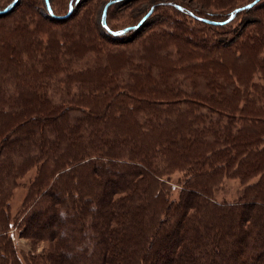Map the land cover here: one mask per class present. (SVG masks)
<instances>
[{"label": "trees", "instance_id": "1", "mask_svg": "<svg viewBox=\"0 0 264 264\" xmlns=\"http://www.w3.org/2000/svg\"><path fill=\"white\" fill-rule=\"evenodd\" d=\"M77 1L68 0L61 13L52 0L42 4L52 24L65 29ZM118 1L99 11L100 27L113 37L135 31L154 9L113 28L108 7ZM256 1L221 19L170 3L220 27ZM16 2L0 0V16ZM77 27L86 38L80 34L72 50L65 49L76 32L71 27L66 38L47 29L43 51L25 25L0 28V264H264V213L250 209L264 200V182L230 202L210 193L229 179L246 185L264 172V87L248 85L254 69L264 79V30L261 38L246 35L252 43L245 47H197L198 57L179 39L177 59L163 30L139 52L107 48L93 29ZM90 57L99 62L78 65ZM59 75L61 90L47 83ZM29 171L27 212L11 222L9 198ZM173 171L185 172L178 198L157 181ZM15 222L30 244L49 247L21 258L8 233Z\"/></svg>", "mask_w": 264, "mask_h": 264}, {"label": "rangeland", "instance_id": "2", "mask_svg": "<svg viewBox=\"0 0 264 264\" xmlns=\"http://www.w3.org/2000/svg\"><path fill=\"white\" fill-rule=\"evenodd\" d=\"M1 1L3 4L7 0ZM105 1L108 0H78L77 3L75 2L76 5L74 7V12L70 14V16L65 20V29H63L64 26L62 25L58 26L52 24L53 21L50 20L44 11L42 0H17L10 13L0 16V28L18 31L19 29L17 28L25 25L27 29L33 31V39L40 43L39 48H42V51L47 45L48 32L46 33V31L50 28L56 29L57 32L64 38H66V35L69 34L67 32L69 28L72 27V29H75L76 32H72V34L75 35H73L72 39L70 40L72 44L70 45V43L66 42L67 39L65 40L66 50L73 49L72 47L75 45L74 42L78 40L80 34L83 38H86L81 33V30L77 27V25L81 23L82 27L87 25L93 29V38H95L96 41L103 46L118 50H130L132 48L138 50L139 52H147L149 50V48L146 47L147 44L144 43V40H146L149 36H156L160 34V31L163 30L162 33L166 34L164 37H167L172 41L170 46H168L166 49L169 50L171 58L173 57L177 59H180V56H182V52L184 50L181 46V43L183 42H181L179 39H182L186 44L188 42L191 45L193 44L192 46H189V48L192 49L193 55L198 57L203 55V50H197V47L202 48V46H204V48L210 49L212 48L213 44L222 47V45L233 44V42L234 44L241 43V45L245 47L246 44L252 43L246 38V35H249L250 37L261 38L258 30L259 28L264 30V0H258L250 8L240 10L231 21L220 27L208 26L189 15L179 12L171 5L170 2L181 3L185 7L194 11L196 14L207 15L208 13H212L213 15L211 16L213 18L221 19L232 7L241 6L247 2H251L252 0H122L113 3L108 7L107 20L110 26L113 28H120L124 25H132L136 23V20L147 10L148 7L154 5V9L147 18H144L143 22L135 31H128L122 36L113 37L108 35L100 27L98 22L99 11ZM52 2L55 11L61 13L66 9L68 0H52ZM22 19L24 23L23 25ZM90 35L91 34H89V36ZM262 46L264 45H261L259 50H262L261 56H264V49ZM261 60H264V57H261ZM98 62L99 61H97L95 57H90L84 61H80L78 65H83L85 63L95 64ZM179 67H181L182 71L186 68L185 65H181ZM67 70L68 67L65 65V72H63L64 75ZM178 79L181 84L187 80L186 77L184 79L182 76H180ZM61 81L62 77L59 75L54 77L53 80H47V83L50 87H58L61 90L64 87ZM248 81L249 86L255 85L256 87H264L263 76L257 69H254V72L249 75ZM250 91V93L254 94L252 92L253 90ZM102 114H104V112H102ZM100 160L104 159L101 158ZM113 160L117 162L116 159ZM129 163H140V161H131ZM141 168L144 172H148L145 167L141 166ZM95 172L98 171L96 170ZM184 173V171H173L167 174V176H157V181L161 186L164 187L166 192L168 191L170 197L178 198L180 191L184 186H187V183H183L185 176ZM32 175L33 171L27 172L21 179V186L15 188L14 192L9 198V215L11 218L9 221L11 222L13 219H16L20 213L21 216H23L27 212H25L24 209V201L27 194L28 179L31 178ZM260 179L261 182H264V172H259V175L249 177V182L246 185H242L241 181L237 178H232L228 181H225L226 183L224 182L222 185L217 186L218 188L211 191L210 193L212 198L230 202L235 200L242 190L245 189L246 191L247 188H250L251 183L259 182ZM117 180L118 179H111L108 183L114 184ZM248 190L249 189H247V191ZM80 192L81 191H79V194H81ZM192 192L197 196L200 194L195 188L191 189V193ZM261 200L262 201L255 202V204L250 206V209L254 211L258 210V212L263 214L264 200ZM260 203H262L263 209L259 208ZM57 224L60 225V227L65 225L60 221H57ZM14 226L11 227L9 225L8 233L13 234L14 245L19 252L20 257L23 255L26 256L27 259H31V256H29L31 251L35 254H39L44 247H49L50 244H48L46 241H38L34 245L30 244L26 238L20 236L21 229H18L17 223ZM45 227H48V225L45 224ZM260 248H262L261 245Z\"/></svg>", "mask_w": 264, "mask_h": 264}]
</instances>
